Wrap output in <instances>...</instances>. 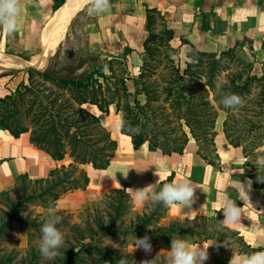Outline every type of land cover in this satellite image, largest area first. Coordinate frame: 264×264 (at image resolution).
<instances>
[{"label":"trees","instance_id":"trees-1","mask_svg":"<svg viewBox=\"0 0 264 264\" xmlns=\"http://www.w3.org/2000/svg\"><path fill=\"white\" fill-rule=\"evenodd\" d=\"M61 2L57 0L54 8ZM145 15L147 37L138 53L141 65L136 75L130 74L126 60L132 49L125 47L121 55L101 58L90 54L82 63L64 68H56L52 63L44 69L28 67L25 78L14 90L0 96V128L14 137L28 132L31 143L52 159L68 161L43 179L31 181L25 175L20 176L10 190L19 202L38 198L43 208H54L62 194L87 185L88 177L82 165L104 169L110 164L117 141L87 105L94 106L101 114H108L114 107L125 121V127L119 131L130 137L133 149L149 142L164 154H181L192 138L197 153L218 169L215 122L218 111H223L226 140L242 148L245 173L255 187H264V182L258 180V176L264 179V167L255 165L257 158L264 156V76L251 73V63L240 44L220 52L191 49L182 64L178 50L169 44L173 31L167 27L161 11L146 7ZM153 16H157L162 27L158 37L164 42L161 50L150 46L151 40L158 39L153 33ZM203 27H206L204 23ZM87 63L88 69L80 71ZM129 81L132 89L127 84ZM218 84L222 86L220 89ZM224 93L239 94L244 105L237 110L224 108L219 102ZM171 181L169 176L163 182ZM111 192L114 195L107 203L111 211L107 227L100 225L95 231L100 236L114 233L139 238L147 234L151 241L167 245L172 238L195 244L228 237L246 246L237 231L222 224L220 211L214 217L173 220L148 229L167 208L156 204L148 212L136 214L127 225L122 222L116 225L133 207L125 189L114 188ZM6 193L9 191L2 194ZM29 224L37 226L34 221ZM94 234L81 235V239L93 238ZM73 248L63 251L60 264H72ZM106 262L119 264L116 258ZM0 264L8 263L0 257Z\"/></svg>","mask_w":264,"mask_h":264},{"label":"crops","instance_id":"crops-1","mask_svg":"<svg viewBox=\"0 0 264 264\" xmlns=\"http://www.w3.org/2000/svg\"><path fill=\"white\" fill-rule=\"evenodd\" d=\"M56 3L57 0H22L19 29L12 35L0 34V57L7 56L18 64L27 65L34 55L43 53L41 59L46 56L47 60L50 55L45 51L46 25L66 0L55 9ZM146 7L156 8L164 15L167 27L173 31L169 44L178 50L180 58L186 59V53L191 49L220 52L240 44L251 63V73L264 76V0H113L108 11L96 14L94 40L116 45L119 49L114 54H121L125 47L132 49L131 55L140 53L147 37ZM5 69L0 73V96L14 90L20 82L14 80V74L8 73V67ZM138 70L139 66L137 73ZM221 126V120L216 122L214 138L219 169L197 153L192 138L183 153L164 154L149 142L133 149L130 137L115 129L119 137L115 139L117 148L110 164L104 169L82 165L88 177L87 185L62 194L54 209L79 211L103 197L104 190L114 188L125 189L132 207L142 209L151 200L138 205L127 189L154 184L159 179L155 175L157 170L167 173L163 181L169 176L171 182L189 179L196 188L197 199L191 207L166 208L162 218L164 225L196 216L214 217L221 212L219 204L224 197L242 208L240 221L226 227L237 231L246 246L228 237L197 242L194 245H210L205 264H229L233 250L242 257L264 251V187L254 186L243 168L242 148L229 144ZM62 163L68 161L52 159L31 143L28 132L14 137L8 130L0 128V195L13 189L20 176L25 175L31 181L43 179ZM249 180L252 181L250 191ZM242 184L250 201L241 196Z\"/></svg>","mask_w":264,"mask_h":264},{"label":"rangeland","instance_id":"rangeland-1","mask_svg":"<svg viewBox=\"0 0 264 264\" xmlns=\"http://www.w3.org/2000/svg\"><path fill=\"white\" fill-rule=\"evenodd\" d=\"M96 18L97 15H89L87 7H85L73 19L62 43L52 55L48 56L44 66L38 64L41 61L42 53L34 55L30 64L20 66L11 58L3 56L0 57V59H3L0 65V73L5 72L7 70L5 68L8 67L10 70L8 73L14 74V80L18 82L25 78V71L28 67L44 69L52 63L56 68H64L82 63L90 54L100 55L101 58L109 55H121L124 50L121 54H114L119 49L116 45L94 40L93 34L97 27ZM152 28L156 37H161L162 27L157 16H153ZM150 46L161 50L164 42H161L160 38L154 39L150 41ZM110 51H113V53ZM130 55L131 53L126 58L129 72L131 75H136L141 60L138 53ZM5 58L7 60H4ZM185 60L184 57L180 58L182 64ZM89 66V63L85 64L80 71L88 69ZM128 85L130 89L133 88L131 83ZM256 91L257 89H255ZM86 107L100 117L101 122L114 139L119 137L113 124L118 118L120 119V114L115 112L114 107L110 108L108 114H101L95 107L90 105ZM222 112L219 113L218 111L217 116L219 117L216 122L221 120V123H223L225 118ZM221 128L223 130V126ZM111 190H104L103 197L79 211L62 212L55 210L61 218L57 227L63 232L65 239L63 246L59 249V255L52 260H45L39 252L40 229L48 218L49 209L40 206L38 198L30 199L28 202H19L17 197L10 191L0 195V257L5 258L8 264H60V261L64 258L63 251L73 246L74 253L70 255L72 264H107L108 259L116 258L119 261L121 256L126 257L130 264H142L145 260H149L150 264H168L170 245L162 244L159 241H151L152 251L145 253L142 249L134 250L133 241L135 237L133 236L114 233L100 236L101 234L98 235L95 232L100 225L106 229L109 222L111 211L107 203L111 200L110 197L114 195ZM155 205V203L149 201L142 209L132 208L127 210L116 225L121 224V222L123 225H127L130 221H134L136 214L142 211L148 212ZM160 210H162V207ZM163 217L164 214L156 223L147 228L154 229L157 226L164 225ZM31 221H34L37 226L29 224ZM91 233H96L93 238L81 239V235L86 237ZM80 243H83L82 247H79Z\"/></svg>","mask_w":264,"mask_h":264},{"label":"clouds","instance_id":"clouds-1","mask_svg":"<svg viewBox=\"0 0 264 264\" xmlns=\"http://www.w3.org/2000/svg\"><path fill=\"white\" fill-rule=\"evenodd\" d=\"M81 5L87 7L89 15L100 14L108 11L110 0H77ZM22 0H0V34L12 35L15 33L21 23ZM222 86L217 85L220 89ZM220 104L224 108L237 110L245 103L243 97L235 93H224L221 95ZM114 129L121 130L125 127V121L118 119L113 124ZM139 130L137 129V132ZM256 167H264V157L257 158ZM159 179L154 184H149L142 188H128L134 202L142 205L151 200L155 204H162L165 207H191L197 197L195 189L189 179H183L176 182H163L164 176L167 173L155 172ZM258 180L264 182L260 176ZM163 182V183H162ZM162 183V187L160 186ZM252 181H248V189L251 190ZM243 185V184H242ZM244 200L250 201L248 192L245 191V186L241 192ZM221 212L223 213L222 224L232 225L240 221L242 208L237 206L234 201L224 197L220 204ZM61 218L56 214L54 208L49 209V215L46 221L41 226V240L39 243L40 255L45 260H52L59 255V249L64 244V234L57 227ZM134 250L142 249L145 253L152 251L151 238L146 234L143 237H135L133 241ZM210 245L198 246L190 243L183 238H172L170 244V256L168 264H205L209 259L208 248ZM225 247L228 245L225 244ZM119 264H127V258L121 256ZM142 264H150L149 260H145ZM229 264H264V251H256L250 255L240 256L233 250V256Z\"/></svg>","mask_w":264,"mask_h":264},{"label":"bare ground","instance_id":"bare-ground-1","mask_svg":"<svg viewBox=\"0 0 264 264\" xmlns=\"http://www.w3.org/2000/svg\"><path fill=\"white\" fill-rule=\"evenodd\" d=\"M84 5H81L77 2V0H66V3L62 5L54 14L53 18H50V21L47 22L45 29V41H46V49L48 55H52L57 46L64 39L67 29L72 23L73 19L76 15L84 9ZM46 54V53H45ZM46 54V55H47ZM43 55V53H42ZM7 57V56H4ZM3 60V59H2ZM46 56H44L41 61H39L40 66L45 65ZM2 61L0 60V65ZM8 63V62H7ZM13 65L15 63H12ZM22 65V64H17ZM39 66V67H40Z\"/></svg>","mask_w":264,"mask_h":264}]
</instances>
